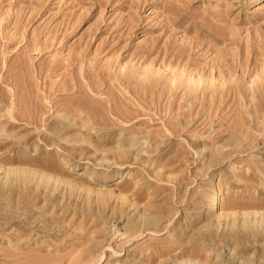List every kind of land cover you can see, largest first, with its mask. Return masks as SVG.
Instances as JSON below:
<instances>
[{"label":"rangeland","instance_id":"obj_1","mask_svg":"<svg viewBox=\"0 0 264 264\" xmlns=\"http://www.w3.org/2000/svg\"><path fill=\"white\" fill-rule=\"evenodd\" d=\"M0 264H264V0H0Z\"/></svg>","mask_w":264,"mask_h":264},{"label":"bare ground","instance_id":"obj_2","mask_svg":"<svg viewBox=\"0 0 264 264\" xmlns=\"http://www.w3.org/2000/svg\"><path fill=\"white\" fill-rule=\"evenodd\" d=\"M212 198H213V200H211V202L214 204V206H213V209H214L215 206L218 205V203L221 202L223 199L221 191H217V193Z\"/></svg>","mask_w":264,"mask_h":264}]
</instances>
